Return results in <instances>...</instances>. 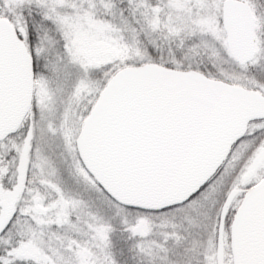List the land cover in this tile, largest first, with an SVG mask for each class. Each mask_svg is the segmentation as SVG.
<instances>
[{
	"label": "snow or ice",
	"instance_id": "1",
	"mask_svg": "<svg viewBox=\"0 0 264 264\" xmlns=\"http://www.w3.org/2000/svg\"><path fill=\"white\" fill-rule=\"evenodd\" d=\"M0 264H264V0H0Z\"/></svg>",
	"mask_w": 264,
	"mask_h": 264
}]
</instances>
